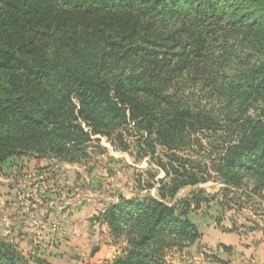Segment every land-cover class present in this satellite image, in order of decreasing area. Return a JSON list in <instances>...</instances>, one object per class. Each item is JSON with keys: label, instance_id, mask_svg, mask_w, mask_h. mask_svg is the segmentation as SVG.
I'll return each instance as SVG.
<instances>
[{"label": "trees", "instance_id": "1", "mask_svg": "<svg viewBox=\"0 0 264 264\" xmlns=\"http://www.w3.org/2000/svg\"><path fill=\"white\" fill-rule=\"evenodd\" d=\"M209 5L207 0H0V164L27 153L37 160L77 162L86 155L83 144L96 135L126 151L129 125L141 133L139 144L149 141L174 152L168 165L156 163L171 176L167 189L158 190L159 201L119 198L105 211L108 227L122 240L121 257L113 264H167V255L182 249L185 240L199 239L190 214L214 197L199 202L205 193L197 189L181 201L183 208L174 198L212 177L206 164L177 151L215 145L223 150L215 159L224 161L228 175L214 167L226 184L239 187L251 179L255 192L257 178L264 179V118L248 116L251 109L264 111V90L235 85L219 73L232 54L233 27L245 26L240 15L247 12L245 3L217 0L214 13ZM201 10L205 37L187 29L186 43L183 36L177 41V27L167 26L174 21L185 26ZM257 12L264 19V4ZM190 76L197 77L193 88L207 102L185 99L173 85L181 79L177 85H187ZM203 133L212 138L202 139ZM0 264L46 263L0 242Z\"/></svg>", "mask_w": 264, "mask_h": 264}, {"label": "rangeland", "instance_id": "2", "mask_svg": "<svg viewBox=\"0 0 264 264\" xmlns=\"http://www.w3.org/2000/svg\"><path fill=\"white\" fill-rule=\"evenodd\" d=\"M207 1L212 6L209 5L210 12H217V0ZM228 1L234 5L237 0ZM243 1L247 12L240 15L245 16V26L233 27L228 42L232 54L224 62L227 67L225 65L219 73H226V79L235 85L258 84L264 90V19L257 18L264 0ZM188 15L185 17L189 19ZM200 15L191 17L185 26L174 21L167 27H177V41L183 36L182 42L186 43L187 29H197L195 37L204 38L201 32L206 25L204 10ZM178 17L181 20L184 16ZM219 45L216 42L217 50ZM196 78H186L187 85H177L183 82L177 79L173 85L184 91L181 96L185 99L192 98L203 104L207 97L193 88ZM177 93L180 95V91ZM258 108L260 111L251 109L248 116L254 120L263 119L264 111ZM139 134L132 125L126 127V151L112 146L105 137L92 136L83 144L86 155L77 162H59L52 156L37 160L32 153H27L0 164V242L12 246L25 258L32 257L46 264H113L115 257H121L122 240H116L118 237L108 227L103 216L105 211L118 204L119 198L142 204L149 197L159 201L158 190L167 189L165 186L171 177L166 178L156 163L160 159L168 165L167 157L174 152L149 141L139 144ZM203 134L202 139L211 137L209 133ZM217 135L225 137L222 132ZM222 152L214 145L208 151L193 148L175 153L206 164L212 177L206 183L179 190L174 198L177 207H185L181 201L190 199V193L197 194V189H203L205 194L197 196L199 202L214 199L208 207L201 203L198 212L201 217H227L236 225L261 229L264 226V179L257 178L261 183L255 192L252 189L256 182L251 179H244L239 187L226 184V177L219 175L214 167L220 166L228 175L224 161L215 159ZM211 160H214L213 165ZM171 165L175 166L172 162ZM167 169L170 168L167 166ZM165 195L166 202L171 203L170 194ZM183 243L187 244L182 249L167 255V264L176 259L191 264L195 242L191 244L185 240ZM158 244L165 243L158 241Z\"/></svg>", "mask_w": 264, "mask_h": 264}, {"label": "crops", "instance_id": "3", "mask_svg": "<svg viewBox=\"0 0 264 264\" xmlns=\"http://www.w3.org/2000/svg\"><path fill=\"white\" fill-rule=\"evenodd\" d=\"M200 210L190 214L199 233L191 251V264H264V226L248 229L227 217H201ZM172 264L184 262L176 259Z\"/></svg>", "mask_w": 264, "mask_h": 264}]
</instances>
